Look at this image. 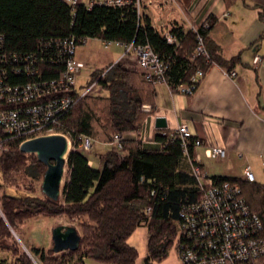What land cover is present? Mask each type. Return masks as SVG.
I'll use <instances>...</instances> for the list:
<instances>
[{
	"label": "trees",
	"instance_id": "trees-1",
	"mask_svg": "<svg viewBox=\"0 0 264 264\" xmlns=\"http://www.w3.org/2000/svg\"><path fill=\"white\" fill-rule=\"evenodd\" d=\"M207 21L208 27L203 23L194 26L195 30L174 27V41L170 42L153 26L146 7H137L135 0L122 4L97 0L74 4L66 0H0V68L7 76L4 86L35 82L52 90L45 96L58 94L50 83L65 69L69 43L79 46L82 38H96L122 45H148L165 66L166 83L178 92L180 84L191 83L196 70L205 74L216 63L230 71L239 59L220 54L208 35L213 19ZM198 36L205 53L196 50ZM120 60L94 69L86 84L96 82L107 94L89 91L60 113L54 123L72 145L57 200L36 192L33 182L42 178L46 165L35 153L20 151L19 145L26 137L7 136L0 127L4 147L0 151L2 182L26 191L23 196L0 194V250L12 255L0 258V264H84V258L106 264H137L138 250L128 238L141 224L147 228L144 264L164 259L175 241L180 264H187L180 259L181 249L193 241L182 229L181 212L198 201V181L190 166L188 170L183 167L188 156L174 130L155 132L153 139L159 146L152 148L124 134L136 130L148 113L142 104L150 100L153 83L142 78L130 63ZM9 93L5 91V97ZM10 106L0 100V108ZM118 133L124 134L121 148L111 143ZM85 136L91 139V146L93 141L112 145L100 153V168L93 162L89 164L85 152L78 149ZM192 151L190 144V155ZM211 177L217 184L229 181L239 185L245 203L261 221L260 236L264 240V182L237 176ZM37 215L65 216L77 221L79 246L59 252H54L52 246H32V256L28 255L11 229L18 232L20 224Z\"/></svg>",
	"mask_w": 264,
	"mask_h": 264
},
{
	"label": "crops",
	"instance_id": "crops-1",
	"mask_svg": "<svg viewBox=\"0 0 264 264\" xmlns=\"http://www.w3.org/2000/svg\"><path fill=\"white\" fill-rule=\"evenodd\" d=\"M143 4L155 28L167 23L199 26L212 18L210 40L224 58L239 59L231 68L236 72L234 76L212 63L190 95L172 91L166 81L153 84L150 100L143 103L150 104L151 111L136 130L124 134L141 140L143 147H158L159 142L153 139L155 132L174 130L185 123L203 140L196 151L210 175L242 177L244 166L250 165L254 180L264 182V0H143ZM123 49L122 44H115L112 52L120 56ZM255 54L259 55L258 63L253 62ZM127 57L134 59L132 55ZM97 68L90 71L88 79ZM160 116L165 118L164 127L155 125ZM93 142L105 149L112 146L109 142ZM211 145L224 147L226 155L210 160L213 158L205 149ZM98 152L85 154L89 164L93 162L100 168L102 158ZM189 166L185 159L183 167L188 170Z\"/></svg>",
	"mask_w": 264,
	"mask_h": 264
},
{
	"label": "built area",
	"instance_id": "built-area-1",
	"mask_svg": "<svg viewBox=\"0 0 264 264\" xmlns=\"http://www.w3.org/2000/svg\"><path fill=\"white\" fill-rule=\"evenodd\" d=\"M66 1L71 4L77 3V0ZM124 1L126 0L99 2L122 4ZM135 3L137 7L144 5L143 0H135ZM209 24L208 21L204 22L205 27ZM178 25L183 29L195 30L193 25L187 23H167L159 25L156 29L168 41L173 42L172 30ZM88 39L82 38L81 44ZM100 42L105 47L110 44H120L108 40H100ZM77 47L76 42L69 43L65 69L58 79L50 83L58 94L53 92L45 96L52 90L35 82H28L22 86H4L7 76L0 68V100L12 104L9 108H0V127L4 134L15 137L24 135L26 137L24 140H27L39 135L62 133L58 131L59 127L54 125L60 113L68 109L78 98L86 95L96 84L92 82L83 88H78L76 79L84 67V62L75 55ZM123 48L124 51L118 59L132 55L134 62H130V66L138 71L142 78L153 84L165 81L163 77L165 66L148 45L129 43L123 45ZM196 50L205 53L200 36H198ZM1 62L3 63L0 58V64ZM253 62H259V55L255 54ZM235 73L233 70L228 71L230 76H234ZM203 75L202 70H196L190 79L191 83L180 84L177 91L183 94L193 93L198 85L195 83L196 80ZM5 91H10L7 97H5ZM142 109L150 112L152 107L150 104H142ZM174 131L182 139L183 153L188 156L190 172L197 179L200 188L198 201L190 204L181 212L184 218L182 229L186 238L193 241L182 247L180 255L182 263L264 264V240L260 236L261 221L245 203L239 185L229 181L217 184L213 180L204 167L201 155L196 151L197 147L203 145V140L195 136L187 124H179ZM123 135L122 133L114 134L111 143L121 148ZM192 137L193 142L190 141ZM190 144L193 146L191 155L188 152ZM90 148L91 139L86 136L82 137L78 149L88 150ZM3 149L0 140V151ZM205 151L207 156L213 159L226 155L225 148L218 145L208 146ZM242 178L249 181L254 180L250 165L244 166Z\"/></svg>",
	"mask_w": 264,
	"mask_h": 264
},
{
	"label": "rangeland",
	"instance_id": "rangeland-1",
	"mask_svg": "<svg viewBox=\"0 0 264 264\" xmlns=\"http://www.w3.org/2000/svg\"><path fill=\"white\" fill-rule=\"evenodd\" d=\"M114 47L115 44H110L108 47H105L101 44L99 39L89 38L84 44H81L76 48L75 55L84 60L83 61L84 67L82 68L80 74H78L76 79V84L78 88L85 87V85L89 82L87 80L88 79L87 77L93 68H97L99 66H105L106 64L108 65L111 63L112 60L114 61L119 57V54L113 53L114 51L112 52ZM123 59H124L123 62L128 60H130L128 62L131 61L134 62V59L133 60L129 59L127 55L124 56ZM90 93H101L102 95H104L107 94V90L102 88L98 83H96L94 87L92 86V88L90 89ZM68 140L70 141L69 138ZM71 146L72 145L70 142L69 149L71 148ZM104 149L105 148L102 147V144L98 142H93L90 149L81 150V151L85 152L86 154H90L93 150H97L99 151L98 153H101L104 151ZM210 160L213 161L214 159H210ZM66 167L67 166L65 165V170L62 177V184L65 181V177L67 173ZM41 179L33 182V185H35L36 192L38 194L42 193L40 189ZM2 193H6L9 195L23 196L26 194V191L22 188H16L14 186L5 185L2 182L1 169H0V194ZM58 224H64V225L72 224L77 228L80 234V228L77 221L75 220L71 221L65 216H47V215H37L31 217L30 219L26 220L25 222L19 225V227L17 228L18 232H15L14 230L13 231L15 233V238L24 248L26 253L32 256L29 249L32 246L44 247V248L48 247L50 241L52 240L51 229L52 227ZM128 242L133 246H135L136 249L138 250L137 264H144L143 262L147 252L146 225L145 224L139 225L128 238ZM11 256L12 255L9 252L0 250V258L9 259L11 258ZM35 264L37 263L35 262ZM84 264H106V263L93 258H84ZM155 264H180L176 249V241L169 248L167 256L164 259L155 262Z\"/></svg>",
	"mask_w": 264,
	"mask_h": 264
},
{
	"label": "water",
	"instance_id": "water-1",
	"mask_svg": "<svg viewBox=\"0 0 264 264\" xmlns=\"http://www.w3.org/2000/svg\"><path fill=\"white\" fill-rule=\"evenodd\" d=\"M155 125L156 127H164L166 125L165 118L156 117ZM69 144L70 141L64 134L52 133L29 138L19 145L20 151L35 153L38 160L46 165L40 189L45 196L52 200H57L61 193ZM11 231L15 236L14 231L12 229ZM51 239L54 252L67 249L75 250L80 243V234L72 224H58L51 229Z\"/></svg>",
	"mask_w": 264,
	"mask_h": 264
}]
</instances>
